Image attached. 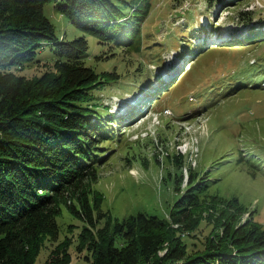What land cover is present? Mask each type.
Masks as SVG:
<instances>
[{
  "label": "rangeland",
  "instance_id": "obj_1",
  "mask_svg": "<svg viewBox=\"0 0 264 264\" xmlns=\"http://www.w3.org/2000/svg\"><path fill=\"white\" fill-rule=\"evenodd\" d=\"M134 1L138 9L128 7L110 44L77 29L52 2L44 4L58 37L84 35L87 64L101 77L118 74L99 83L88 103L108 122L99 143L108 153L94 169L96 178L83 185L89 202L100 198L107 213L91 227L96 241L105 247L115 218L139 211L164 218L191 250H203L206 237H215L233 218L238 223L252 214L264 227V78L261 86L244 85L232 94L223 87L227 81L218 82L220 91L212 88L218 77L238 71L244 72L232 81L246 78L247 63L264 73V0ZM247 15L254 22L249 33L260 34L255 41L216 43L210 31L225 21L233 23L225 29L238 28L227 35L246 37L240 29L247 24L233 21ZM225 34L218 31L219 37ZM51 55L42 50L38 62L19 70L26 82L51 68ZM257 81L253 77L248 84ZM182 198L186 208L180 209ZM232 198L238 208L229 206ZM58 204V238L41 237L34 264L60 256L57 248L67 250L69 264H90L84 257L90 255L88 242L81 237L88 224L71 211L72 205L80 208L77 198L65 191ZM173 214L184 222L176 224Z\"/></svg>",
  "mask_w": 264,
  "mask_h": 264
},
{
  "label": "trees",
  "instance_id": "obj_2",
  "mask_svg": "<svg viewBox=\"0 0 264 264\" xmlns=\"http://www.w3.org/2000/svg\"><path fill=\"white\" fill-rule=\"evenodd\" d=\"M46 2H52L77 29L106 44L116 37L128 7L138 9L134 0H0V264H34L41 237L58 238V202L65 191L80 204L79 209L72 205L71 211L88 224L81 237L88 242L90 255L84 257L90 264H264V227L252 214L242 222L235 223V218L223 222L215 237H206L201 251L191 250L164 218L141 211L115 218L105 247L96 241L91 227L107 213L100 198L89 202L83 185L88 177L96 178L94 169L108 153L99 144L108 122L88 103L99 83L115 80L118 74L101 77L87 64L89 43L84 35L58 37L44 12ZM235 22L254 23L250 15ZM254 32L223 42L252 43L260 36ZM47 48L51 68L26 82L19 70L38 62ZM246 69L249 74L240 79L242 86L232 81L244 72L238 71L218 77L212 88L220 91L225 81L228 94L244 85L259 87L264 73L248 63ZM253 77L259 82L248 84ZM110 125H115L112 120ZM185 201H179L180 209L186 208ZM228 204L239 207L236 198ZM180 214H173L178 225L184 222ZM116 237L122 242L117 244ZM56 252L60 256L52 255L47 264H69L66 249Z\"/></svg>",
  "mask_w": 264,
  "mask_h": 264
},
{
  "label": "bare ground",
  "instance_id": "obj_3",
  "mask_svg": "<svg viewBox=\"0 0 264 264\" xmlns=\"http://www.w3.org/2000/svg\"><path fill=\"white\" fill-rule=\"evenodd\" d=\"M235 23H236V22H235ZM232 24H233V23H232ZM225 25L227 26L228 24H225ZM235 25H236V24H235ZM226 26H225V27H226ZM225 27H224V29H225ZM228 28H232V25L229 24V25H228ZM236 29H238V28H236ZM225 30H228V31H229V30H234V29H225ZM243 32H245V29L242 31V33H243ZM217 34H218V33H217Z\"/></svg>",
  "mask_w": 264,
  "mask_h": 264
}]
</instances>
